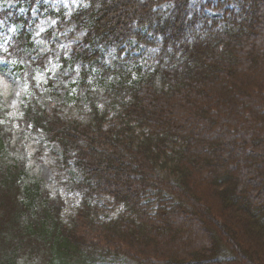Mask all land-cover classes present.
Here are the masks:
<instances>
[{
  "label": "trees",
  "instance_id": "1",
  "mask_svg": "<svg viewBox=\"0 0 264 264\" xmlns=\"http://www.w3.org/2000/svg\"><path fill=\"white\" fill-rule=\"evenodd\" d=\"M86 1L65 17L44 0H22L87 29L64 62L94 71L95 87L87 121L56 111L50 118L34 88L42 65L31 60V35L13 39L11 58L30 89L23 121L57 144L82 179L67 186L76 195L71 209L32 176L26 153L7 160L15 152L7 143L14 120L0 123V264H116L110 259L119 257L136 264H264V172L251 161L253 155L264 164V0H225L215 9L231 8L220 18L204 15L201 35L186 41L183 34L200 20L187 18L191 0ZM166 2L173 3L158 8ZM133 40L146 66L131 64V52L126 69L103 62ZM221 85L233 102L218 93ZM2 110L0 102V117ZM111 110L116 122L105 127ZM178 139V149L167 146ZM217 144L226 147L224 157L210 156ZM98 187L106 188L112 217H102ZM188 223L196 240L184 247L178 230Z\"/></svg>",
  "mask_w": 264,
  "mask_h": 264
},
{
  "label": "rangeland",
  "instance_id": "2",
  "mask_svg": "<svg viewBox=\"0 0 264 264\" xmlns=\"http://www.w3.org/2000/svg\"><path fill=\"white\" fill-rule=\"evenodd\" d=\"M172 3L173 2H166L158 8L168 7ZM225 3V0H191L188 6L189 15L187 18L191 19L199 16L200 20L195 25L193 32L183 34L182 40L186 41L190 36L201 35V27L203 23L207 22V19L205 21L202 20L203 16H207L208 19L220 18L222 12L231 7L226 5L220 8V10L215 8H217L219 4L221 6ZM45 4L57 9L63 8L71 10H77L81 6L87 7L85 6L86 0H45ZM209 4L211 7H208ZM16 6L17 3L11 0H0V12H8L15 9ZM30 12L32 18L31 25L26 30L31 34V43L34 48L31 60L42 65L34 73V80L37 83L36 90L38 92L37 98L39 107H41V110L50 118L56 111L63 118L87 121L88 115H90L91 112L88 91L89 87H95L93 84L94 71L86 69L85 74H83L77 68L71 69L68 65L62 62V58H71L76 46L82 45L88 32L87 29H84L77 23L71 24L65 18L57 20L50 16L40 17L37 7L32 8V11L20 8L16 13L20 16L26 17L27 13ZM2 15L3 14H0V48H3L7 41H9L15 33H19L23 28V24H14L11 28L7 29L1 18ZM10 15H12V13ZM262 16H264V13ZM117 17L122 18V15L117 14ZM114 18L111 21L112 23L115 21ZM173 32L174 31L170 33ZM137 46V42L133 40L123 48V52L112 48L107 52L103 62L110 69H126V67L128 68L130 66H127L126 64V56L131 52V54L129 53L130 56L132 58L134 57V60H131V64L138 62L139 65L146 66L142 60L139 58L136 59L142 51V48ZM98 62H101V60ZM27 85L28 84L22 74L17 71L16 64L0 58V102L3 109L0 123L4 124L5 121L14 120L13 129L7 132V143L11 148H15V151L19 154L23 152L26 153L25 158L29 159L28 166L32 176L45 185L52 193H60L68 201L69 208L74 209L76 207V195L72 194L67 186L72 183L80 182L82 175L74 166L65 165V162L62 160L61 148L55 143L48 142L44 132H37L33 125H26L23 121V108L25 107L27 100L30 98ZM218 91L222 96H225L224 100L233 102L230 89L221 85ZM116 118L117 115L111 110L107 118L108 120L105 123V127L113 126L116 122ZM176 142L177 145L168 143L167 146L178 149L181 146L182 141L178 139ZM230 146L236 147L234 143H230ZM215 148L216 153L210 156L216 158V154L219 153V155L224 157V153L226 154V147L224 148L217 144ZM169 151L170 150H167V152ZM18 158L19 156L16 153H12L7 160L9 162H14ZM226 159L229 161V156L225 157L224 161ZM251 161H253L255 163L254 165L257 167L261 165L258 169L260 172H264L263 158H256L252 155ZM228 163H226V165H228ZM92 173L94 172L89 170L88 176L90 178L91 175H93ZM158 174L161 176L164 175L163 172ZM237 175H241V172L236 171L234 176ZM107 176L110 175L108 174ZM93 181H96V179ZM260 185L264 187L263 180L260 181ZM97 189L103 190L102 192H97V202L101 203L102 206H105V199L103 197L106 196V188L103 189L102 187H98ZM103 212V218L112 217V215H114L110 212L107 206H105ZM189 223L178 230L180 237H186V239L184 238L186 241L183 243L181 242V246L184 247L191 244L193 245L196 240L192 232L193 225ZM176 236L178 235H175L174 237ZM172 247L170 249V254H172L171 256L174 258L177 247L175 246L174 249ZM220 257L221 256L219 255L216 258L218 259ZM139 260L144 262V259L140 257ZM198 260L200 259L197 258L196 261L200 262ZM111 261L116 264H136L133 260L126 257L111 258L110 262ZM191 261H194V259H191L189 262Z\"/></svg>",
  "mask_w": 264,
  "mask_h": 264
}]
</instances>
